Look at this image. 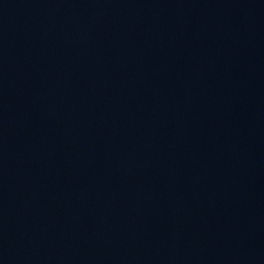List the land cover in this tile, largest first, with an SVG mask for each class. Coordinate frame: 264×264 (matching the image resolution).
Segmentation results:
<instances>
[{"label": "water", "instance_id": "water-1", "mask_svg": "<svg viewBox=\"0 0 264 264\" xmlns=\"http://www.w3.org/2000/svg\"><path fill=\"white\" fill-rule=\"evenodd\" d=\"M0 264H264V0H0Z\"/></svg>", "mask_w": 264, "mask_h": 264}]
</instances>
